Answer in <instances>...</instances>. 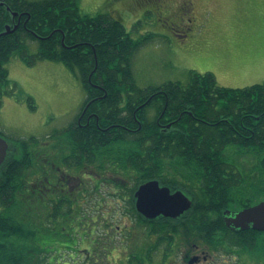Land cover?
I'll use <instances>...</instances> for the list:
<instances>
[{
	"label": "trees",
	"instance_id": "obj_1",
	"mask_svg": "<svg viewBox=\"0 0 264 264\" xmlns=\"http://www.w3.org/2000/svg\"><path fill=\"white\" fill-rule=\"evenodd\" d=\"M18 22L15 31L0 36V106L5 95H14L5 67L11 57L28 67L58 62L81 83L82 108L98 111V125L119 120V103L125 101L130 130L119 136L114 130L100 133L95 124L82 128L73 123L48 136L52 144L42 150L33 149L39 141L35 137L9 144L0 167V264L41 263L40 248L27 243L40 217H54L55 230L67 229L71 238L75 200H49L50 211L46 200L47 169L55 172L65 163L93 166L100 176L129 178L135 214L133 194L151 180L191 200H205L191 206L195 238L223 228L219 215L229 201L264 200V81L223 87L209 72H191L185 84L139 88L133 57L152 34L135 39L119 19L82 14L78 0H0V33ZM27 102L34 110L32 100ZM214 208L217 218L207 214ZM158 226L164 224L151 228Z\"/></svg>",
	"mask_w": 264,
	"mask_h": 264
},
{
	"label": "rangeland",
	"instance_id": "obj_2",
	"mask_svg": "<svg viewBox=\"0 0 264 264\" xmlns=\"http://www.w3.org/2000/svg\"><path fill=\"white\" fill-rule=\"evenodd\" d=\"M185 1L192 3V24L187 30L179 32L171 31L170 23L179 22L177 16L182 0H78V7L85 15L103 14L119 19L126 32L135 39L147 33L152 34V39L133 57V79L139 88L157 87L166 82L185 84L191 72L204 74L214 70L219 86L260 82L253 83L264 73V47L256 43V40H264V0ZM161 11V17L167 23L158 18ZM182 27L185 29V26ZM34 47H31L32 50ZM221 56L225 59L217 63L215 58ZM5 67L8 79L14 86V95H5L0 106L1 138L12 144L17 139L35 137L39 141L33 149L49 147L53 140L47 139L48 136L75 123L85 99L81 83L58 62L43 61L28 67L13 56ZM27 98L32 100L34 110L29 108ZM87 174L89 176L91 172ZM92 176L95 181L106 179V182L95 183L98 191L94 192L90 180L83 179V184L91 186L89 191L93 192H90L88 200H99L96 210L92 203L84 206L94 214L82 216L86 224L96 217L98 226L95 232L94 227L88 229L87 240L91 241L96 235L104 247L113 245L114 250L85 252L78 244L87 236L86 233L72 230L67 233L71 237L68 238L67 229L65 232L55 230L57 224H54V217L43 220L40 217L38 225L27 239V243L32 242L40 248V255L37 256L38 261L41 260L40 264H95V260L98 261L96 264H111L110 261L124 264L128 254L124 251L126 247L123 243L120 244V233L127 224H130L132 232L129 246L133 247L130 250L134 252V257L131 256V260H138L139 227L132 216L131 221L126 219L123 211L131 207L128 193L134 186L133 182L112 174L100 176L92 172ZM114 181L120 183L121 186L117 187L119 190L115 189ZM78 184L79 181H70V187ZM116 200H119L118 204ZM69 217H72L71 214ZM108 236L113 243L108 241Z\"/></svg>",
	"mask_w": 264,
	"mask_h": 264
},
{
	"label": "flooded vegetation",
	"instance_id": "obj_3",
	"mask_svg": "<svg viewBox=\"0 0 264 264\" xmlns=\"http://www.w3.org/2000/svg\"><path fill=\"white\" fill-rule=\"evenodd\" d=\"M191 6L192 3L190 1L182 0L178 9L179 14L177 16L179 22L170 23L171 31H185L190 26V24H192ZM161 14L162 11L158 13V18L164 23H167L166 20H163ZM182 26H185V29ZM100 98L101 97L99 96L96 99ZM97 103L98 102H96V104ZM125 105V101L119 103L120 111H118L119 120L117 121L107 120L103 122L102 126H100V124L98 125V111L87 106L81 108L76 116L75 123L82 128H86L91 124H95L96 126L98 125L97 129L100 131V133H110L112 130H114L119 131V136H122V134L130 130L128 127L130 122V114ZM139 107L140 105L133 110L131 114L133 119L136 118V113ZM100 114L105 115L103 113ZM172 122H176V120H173ZM51 169L52 167L47 169L46 179V183L48 185L46 200H48L49 211L51 210V204L49 203V200H75V210L71 208V210L75 212L71 214L72 218L74 216V230L75 232L87 234V236L82 238V241L78 244V246L80 245L79 247H82L85 252L113 251V245L108 246L109 248L104 247L102 241L100 238H97L96 235L94 238H91V241L87 240V238H89L88 229L90 227H94L93 230L95 232V229L98 227L96 224V217L92 222L87 224L85 219L82 218V216L88 217L90 215H94L91 214V211L90 209L88 210V207L85 208L84 206H89L90 203H92L94 206L93 208L96 210L95 207L99 203V200H88L89 195L93 192L89 191L91 186L88 187V184H83V179L88 178L91 182L90 185L93 184L91 190L97 192L95 189H98V186L95 185V183L98 184L99 181H95L92 176V172H94L93 166L69 167L65 163L64 165L57 167L55 172H52ZM88 172H91L89 176L87 174ZM1 177L2 175L0 172V186L2 182ZM55 177H57L56 181ZM70 181H79V184L72 185V187H70ZM107 181L109 182L110 180L108 179ZM110 183L112 184V182ZM114 183L117 185V182L114 181ZM55 190L59 191V199L55 196ZM85 195H87V197H85ZM118 199L121 201V198ZM188 199L190 198L188 197ZM119 200H116V204L119 203ZM125 200L126 199H122V201ZM126 201L128 202V200ZM189 201L192 206L194 202L197 203L205 200L190 199ZM106 202L107 201L104 203ZM260 202H264V200L229 201V206L222 208L219 215L223 228L214 231L208 229L197 238H195L194 233L192 219L193 208L191 207L175 218L158 216L154 219H147L139 214L142 217V219H140L137 215L138 213H133L130 209V206L127 209L124 208L123 211L126 214V219L131 221V216L133 217V221L136 223V226L138 224L140 234L138 260H131V256L134 257V252H131L130 250L133 249V247L129 246L132 239L131 226L130 224H127L123 227V229L121 228L122 231L120 233V244L123 243L124 247H126L124 251L128 254L124 264H264V231H258L252 228H247L244 230L232 229L227 227L224 222V218H231L237 212L257 205ZM61 208L65 211V205H62ZM217 208H214L207 214H210L212 218H217L218 214L215 212L218 210ZM200 209L201 207L196 208V211H201ZM92 212L95 211L92 210ZM159 223L164 224L163 228L161 229L158 226L155 231L152 230L151 227L157 226ZM117 228L119 229V227ZM107 239L110 241V243H113V240L110 238V236H108ZM133 239L135 238L133 237ZM83 242H85L87 245H85ZM94 262L95 264L98 263L96 260ZM110 263L113 264L111 261Z\"/></svg>",
	"mask_w": 264,
	"mask_h": 264
},
{
	"label": "water",
	"instance_id": "obj_4",
	"mask_svg": "<svg viewBox=\"0 0 264 264\" xmlns=\"http://www.w3.org/2000/svg\"><path fill=\"white\" fill-rule=\"evenodd\" d=\"M15 15L13 14V16ZM18 24L19 22L13 28L5 26L4 32L0 33V36L15 31ZM7 150V142L0 138V166L5 160ZM134 199L136 211L147 219H154L158 216L175 218L191 206L189 199L181 191L171 193L167 187L160 186L156 180L139 185L134 192ZM224 222L227 227L232 229L252 228L264 231V202L243 209L231 218L226 217Z\"/></svg>",
	"mask_w": 264,
	"mask_h": 264
},
{
	"label": "crops",
	"instance_id": "obj_5",
	"mask_svg": "<svg viewBox=\"0 0 264 264\" xmlns=\"http://www.w3.org/2000/svg\"><path fill=\"white\" fill-rule=\"evenodd\" d=\"M256 40V39H255ZM257 42V45H259L260 44V46H263L264 47V40L263 39H259V40H256ZM244 45H249V44H244ZM254 45H256V44H254ZM256 45V46H257ZM234 46H235V44H234ZM223 59H225V57H223V56H221V58H215V61L218 63L219 61H223ZM211 73V72H210ZM212 74H213V76L215 77V79H216V82L218 83V76L216 75V71L214 70V71H212ZM218 80V81H217ZM258 81H260V82H258ZM264 81V73H263V75H262V77L259 79V80H256V81H253V83L254 82H258V83H261V82H263ZM255 84V83H254ZM250 85V83H246V84H243V85H232V86H225V85H221V86H225V87H232V88H238V87H244V86H249ZM251 85H252V83H251ZM234 86H237V87H234Z\"/></svg>",
	"mask_w": 264,
	"mask_h": 264
}]
</instances>
